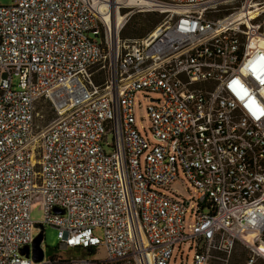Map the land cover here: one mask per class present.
Masks as SVG:
<instances>
[{
	"label": "built area",
	"instance_id": "2783aa9c",
	"mask_svg": "<svg viewBox=\"0 0 264 264\" xmlns=\"http://www.w3.org/2000/svg\"><path fill=\"white\" fill-rule=\"evenodd\" d=\"M147 1L163 18L124 39L97 0L0 3V264H170L187 240L193 264L264 260V1Z\"/></svg>",
	"mask_w": 264,
	"mask_h": 264
},
{
	"label": "rangeland",
	"instance_id": "374dc122",
	"mask_svg": "<svg viewBox=\"0 0 264 264\" xmlns=\"http://www.w3.org/2000/svg\"><path fill=\"white\" fill-rule=\"evenodd\" d=\"M144 1L145 0H97V4L100 5L104 9L102 16L104 17L111 16V18L115 20V28L119 31V34H120L121 28L129 20L132 14L138 13V12L149 11V10H155V9H151V5L149 1H147L146 4ZM0 3L3 5H11L14 3V0H0ZM238 4H240V0H233L226 4L219 5V8H221V10L213 11V16H219L223 13H226L230 10V9H227V7H232ZM105 9L107 10L105 11ZM259 19L260 21L264 19V13L259 17ZM102 77L103 76H97L96 80L100 82L102 80ZM150 96L159 97L160 94L159 93L149 94L142 90L137 91L135 93V97H134L135 112H136V118L138 121V127L140 131L142 132V134L143 135L147 134V137L151 141L156 142V138L154 134L150 131L151 122L147 116V110H146L147 105L151 103ZM44 111L49 114L51 113L48 107H46ZM180 178L182 180H185V177L182 174H180ZM172 187H178L179 189H184V187L186 186L184 184L183 185L181 184L180 186L179 184L174 183ZM182 192H185V191L183 190ZM190 195L191 194L189 193H185V196L187 198H190ZM31 215H32L33 220L35 221H39L43 219L44 210H43L42 204L39 201L34 202ZM187 219H188L187 221L188 224L193 222V220H189V214L187 215ZM39 231H40V228L38 227L34 228L35 235ZM189 231H190L189 228H187L186 232H189ZM97 232L100 233V231H97ZM58 243H59L58 229L52 226H47L44 229V238L41 242V245L43 249L45 250L46 257H49L54 252H59L57 249ZM191 244H192L191 240H187L186 242L180 245L177 244V247L173 252V256H172V260L170 264H193L195 249L194 247H191L192 246ZM64 254H67V252H65ZM247 257H248V250L243 244L239 243L236 245L234 252L232 253L230 257V264H246ZM212 264H224V263L222 262V260L218 258H213ZM257 264H264V260H258Z\"/></svg>",
	"mask_w": 264,
	"mask_h": 264
},
{
	"label": "trees",
	"instance_id": "16d2710c",
	"mask_svg": "<svg viewBox=\"0 0 264 264\" xmlns=\"http://www.w3.org/2000/svg\"><path fill=\"white\" fill-rule=\"evenodd\" d=\"M162 18L163 14L157 10L134 13L121 28L120 37L123 39L144 37L154 29Z\"/></svg>",
	"mask_w": 264,
	"mask_h": 264
},
{
	"label": "water",
	"instance_id": "95a60500",
	"mask_svg": "<svg viewBox=\"0 0 264 264\" xmlns=\"http://www.w3.org/2000/svg\"><path fill=\"white\" fill-rule=\"evenodd\" d=\"M43 236L42 233H40L36 238H35V242H34V258L35 260H40L43 257V250L40 247V242L42 240ZM22 252H26L28 254L29 252V248L25 247Z\"/></svg>",
	"mask_w": 264,
	"mask_h": 264
},
{
	"label": "bare ground",
	"instance_id": "6f19581e",
	"mask_svg": "<svg viewBox=\"0 0 264 264\" xmlns=\"http://www.w3.org/2000/svg\"><path fill=\"white\" fill-rule=\"evenodd\" d=\"M145 2V4L147 3V0H145L144 1ZM257 16V13L256 12H251L250 13V18H254V17H256ZM102 18H103V20L105 21V23H109V24H111V27H112V29L113 30H115L116 28H115V20H113V18H111V16H102ZM116 20H117V18H116ZM120 27V26H119ZM262 40L264 41V32H263V38H262Z\"/></svg>",
	"mask_w": 264,
	"mask_h": 264
},
{
	"label": "snow or ice",
	"instance_id": "6c2138e0",
	"mask_svg": "<svg viewBox=\"0 0 264 264\" xmlns=\"http://www.w3.org/2000/svg\"><path fill=\"white\" fill-rule=\"evenodd\" d=\"M261 115H264V109H257ZM253 115H256V112H253Z\"/></svg>",
	"mask_w": 264,
	"mask_h": 264
}]
</instances>
